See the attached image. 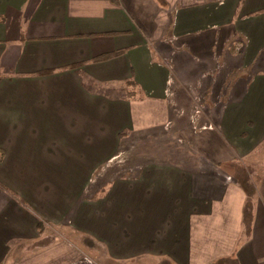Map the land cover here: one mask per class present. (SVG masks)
<instances>
[{"label": "crops", "instance_id": "0c3cea01", "mask_svg": "<svg viewBox=\"0 0 264 264\" xmlns=\"http://www.w3.org/2000/svg\"><path fill=\"white\" fill-rule=\"evenodd\" d=\"M0 77V264H264V0H0Z\"/></svg>", "mask_w": 264, "mask_h": 264}, {"label": "rangeland", "instance_id": "374dc122", "mask_svg": "<svg viewBox=\"0 0 264 264\" xmlns=\"http://www.w3.org/2000/svg\"><path fill=\"white\" fill-rule=\"evenodd\" d=\"M260 150L261 152H264V145ZM98 173H100V171ZM0 184L3 185L2 183ZM0 189L9 193L16 200L19 197L17 194V197L12 195L13 192L9 189V191L3 190L2 188ZM26 209L31 211L29 206ZM40 221H42L44 225V230L41 234L42 236L36 241L17 239L10 242L8 245L12 251L9 255H7L4 264H17V262L19 263L20 261L18 259H22V262L19 264H26L25 261L29 262L32 258H35L34 256L36 252L39 251L41 253L45 251L48 246L60 242H67L73 245L77 249L76 251L81 254L83 264H120L118 262L115 263L109 260L104 249L97 243L81 235L73 233L71 228L67 227L66 225L55 226L48 222H44L43 220ZM15 252L17 254L16 256H13Z\"/></svg>", "mask_w": 264, "mask_h": 264}, {"label": "trees", "instance_id": "16d2710c", "mask_svg": "<svg viewBox=\"0 0 264 264\" xmlns=\"http://www.w3.org/2000/svg\"><path fill=\"white\" fill-rule=\"evenodd\" d=\"M0 80H1V77H0ZM3 156H4V151L3 150H0V161L3 159ZM0 188H2L3 190L9 191L5 186H3L1 184H0ZM13 193H12V195H14L15 197H17V195L16 194H13ZM17 200H18L19 204H21L23 207H25V208L28 207L27 203L22 198H19L18 197ZM43 226H44L43 225V222L42 221H39V223H38V231H39L40 234H42V232L44 230V227Z\"/></svg>", "mask_w": 264, "mask_h": 264}]
</instances>
